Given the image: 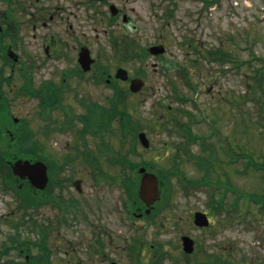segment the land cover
Wrapping results in <instances>:
<instances>
[{
	"label": "rangeland",
	"instance_id": "1",
	"mask_svg": "<svg viewBox=\"0 0 264 264\" xmlns=\"http://www.w3.org/2000/svg\"><path fill=\"white\" fill-rule=\"evenodd\" d=\"M167 2L168 0H132V35L129 28L123 26L86 27L76 29L71 34L73 37L71 41L75 44L78 39L81 45L90 49L92 57L98 55L97 59L103 66H107L111 75L118 63L128 70L129 75L143 69L141 71L144 75L141 77L145 82L144 88L136 94L127 93L124 101L129 105L132 122L139 123L137 130L146 134L149 146L144 148L136 140L137 156L132 157L150 160L152 156L157 166L152 167L155 173H162L160 170H165L166 166L173 164L187 178L200 180L208 176L205 181L209 185L231 190L225 191L224 200L227 205L230 202L233 204L234 194L240 199L237 203L239 207L237 209L231 207V212L221 208L215 211L211 206L214 212L210 210V225L207 229L199 228L192 223V214L197 210L209 209L207 201L211 200L208 196L212 191L211 186L202 185L184 193L176 177L162 176L163 180L171 179L174 193L171 199L173 209L170 210L167 219H164V226L186 231L190 237L195 238L197 244H216V248L212 249L217 251L218 256H227L225 253L231 252L232 264H264V209L259 210L253 201L249 202L251 194L257 196L264 194V0H174L176 6H172L175 8L172 16H168L166 12ZM4 8L5 5L0 0V22ZM14 13L17 14V11ZM23 15L25 19L28 18L26 13H18L19 21ZM0 27L2 28L1 23ZM55 29H37V36L33 38L35 31L28 22L26 26L22 25L19 28L17 37L19 36L21 42H17L12 50L18 57L37 55L42 59L41 43L43 44L45 40H40L39 34L41 32L49 34L54 30L55 33L66 35L64 28ZM112 33L114 37L123 34L132 36L141 47L162 43L165 48L161 57L163 59L147 54L141 60L133 58L120 63L111 57L109 36ZM189 38H193L195 42ZM115 41L116 38L112 43ZM190 42L199 45L197 52L192 46L186 45ZM213 47L220 52L230 53L233 60L228 58L225 61L222 57L224 55L218 54L212 59L207 50ZM7 60L9 65L5 66ZM164 60H172L171 62L176 65L185 67L195 90L189 89L181 71L175 68L176 65L165 69L162 63ZM11 63L14 65L12 71ZM161 63L164 70L160 67ZM43 65V63L40 65L41 72L37 73V78L46 79L52 72L53 63ZM18 67V62H10L8 57L0 56V75L3 80H9L11 96L16 87L22 84V79L18 76ZM10 74V78H5ZM118 84L124 89L128 88L127 82L118 81ZM84 86L87 87L85 91H94L92 97L99 98L98 100L103 103L101 105L106 106L108 96L112 93L110 86L102 84L100 92V86L93 87L90 83ZM4 87L1 84L0 93L2 89L7 91L8 87L6 85ZM179 95L187 97V100L180 101L177 98ZM34 104L33 101L22 100L18 96H14L8 103L11 114L27 119L32 129ZM0 112L4 113L1 104ZM201 112L205 114L204 119L208 126L198 120ZM181 123L189 124V137L186 136ZM116 125L117 121L112 123L113 128ZM80 127L79 122H74L72 129ZM208 128L215 134L210 135ZM16 129L17 132L19 126H16ZM9 132L12 133L11 129ZM193 133L204 136L203 142L195 141L192 138ZM73 134L69 131L38 138V148L43 147L51 151L60 160L64 153L70 151L69 146L75 142L76 136H72ZM84 138L86 149L96 153V143L101 142L99 138L90 136ZM104 139L119 152H128L130 144L133 143L131 136L121 140L120 135L116 133L114 135L108 133ZM8 142H11L9 136ZM101 154L99 163L102 164L103 171L110 175H118L120 169L113 170L114 168L104 161L107 155ZM175 154L179 156L177 159H174ZM27 155L31 156L28 151ZM196 159L197 165L202 169H197ZM173 160L178 162L173 163ZM236 160L238 161L234 164ZM245 160L251 162L248 167L245 166L248 164ZM75 164L83 165L84 162ZM78 167L74 171L65 169L58 174V178H81L82 191L78 193L69 182L64 183L62 188L57 187L54 191L51 189L59 206L54 205L55 208L51 206L52 202H42L43 204L36 208L22 210L18 206V200L24 196L27 199L28 196H36H33V193L28 195L25 192L27 189L22 188L23 186L18 187L14 184L4 188L0 185V264L23 263L24 255L20 254V247L16 246L22 242L9 237L19 231L20 239L38 242L40 239L38 229L42 225L49 228L45 246L49 252L48 259L53 264H64L62 261L65 259L69 261L70 258V262L75 261L76 264H103L92 247L96 246L99 224L102 223V210L98 209V205L118 195L119 190L102 185L100 187L92 181L91 167H87L90 171L88 174L78 170ZM17 190L21 193L18 194ZM219 190L223 193V190ZM189 191L190 194L187 193ZM58 193L63 198L67 196L68 199L74 198L77 206L64 207L65 201L59 202ZM221 193L217 192L215 197H222ZM41 194L48 195L44 190ZM13 195L21 196L16 199ZM242 202L248 206L247 214H244L245 205H242ZM17 206L21 210L17 209ZM61 213H65L66 220L70 221L67 225L59 221ZM30 216L38 222L34 231L29 229V223L18 228L13 225L20 224V220ZM54 222L59 223L57 228L61 227L63 233L56 235V229L51 230L50 226ZM144 222L138 220L137 225L132 227V236L140 238L145 246L139 252L140 260L132 247L131 264H149L148 261L153 263L155 259L151 261V258L153 259L150 258L151 249L147 245L161 244L166 239L160 232L155 233L153 225L136 231V226L141 227ZM29 247L34 255L40 251L39 246ZM72 254L79 256L81 260L72 258ZM114 260L126 262L127 254L123 251L117 252Z\"/></svg>",
	"mask_w": 264,
	"mask_h": 264
},
{
	"label": "flooded vegetation",
	"instance_id": "2",
	"mask_svg": "<svg viewBox=\"0 0 264 264\" xmlns=\"http://www.w3.org/2000/svg\"><path fill=\"white\" fill-rule=\"evenodd\" d=\"M1 1L4 3L5 8L2 11L3 17L2 22H0L2 28L0 27V30H4L1 39L4 41V53L7 57L9 50H12L17 42H21L19 36L17 37L19 28L22 25L26 26L28 22L35 31L33 38L37 36V29L64 28L66 34H58L54 30L49 34L44 32L39 34V39L45 40L43 44L41 43V46L43 45L42 59H39L37 55H33L32 57L17 56V60L12 61L8 57L10 61L18 62V76L22 79V84L16 87L12 96L11 87H8L9 83L5 81L0 82V87L1 84L3 87L5 85L8 87L7 91L2 89V93H0L1 105H8L9 101L14 99V96L35 103L32 126L34 129L33 133L37 139L47 137L53 133L69 131L74 133L72 136H76L75 142L69 146L70 151L64 153L66 162L48 165L50 169H47L48 182L46 186L41 190L32 188V193L36 196L33 199L38 201L36 207L40 206L41 201L44 203L52 202L51 206L53 208H55L54 205L59 207L56 196H53L51 189L54 191L57 187L62 188L63 184L67 182L74 187V181L79 179L80 189L77 192L80 193L82 191L80 183L83 181L81 178H58V174L65 169L74 171L77 166H79L78 170L88 174L90 172L88 168L91 167L93 170L92 173L90 172V176L95 184H99L100 187L102 185V187L117 188L119 190L118 195L98 205V209L102 210V223L99 224V238H97L96 252L97 258L103 264H131L132 247L137 248L138 246L140 248L139 252L143 250L145 246L144 242L137 236H132V227L134 228L137 225L136 221L138 220H144L145 222L141 227L136 226V231L153 225L155 227L153 229L155 233L158 234L160 232L166 237L165 241L161 244L147 245L151 249L150 258L153 257L151 261L155 259L153 263L148 261L149 264H232L231 252H226L225 255L227 256H218L217 251L212 249L216 248V244H197L195 238H192L194 240L193 251H184L182 237L188 235L186 231L176 227L170 228L169 226H164V219H167L168 215H170V210L173 209L171 199L174 193L171 179L159 180L158 193L162 195L158 196L151 204L146 205L145 201L138 195L139 181H135L136 183L134 182V185H132V181L127 179L115 180L111 176L104 174L101 163H84L83 165L75 164L80 163V161L72 163L71 156L75 154L80 157L86 151L84 136L94 137V135H101L103 133L102 116L104 105H101L103 103L98 100L99 98L94 99L92 97V95L94 96V91H85L87 87L84 85L90 83L93 87L100 86V92L101 86L105 81L106 70L105 66L97 59L99 57L98 55L94 56L95 58L92 57L90 63L88 62L87 70H84L80 66L78 62L79 51L84 45H81L78 39L74 44L71 41L73 38L71 34L76 29L86 27L123 26L128 27L132 35V0ZM14 11H17V14ZM18 13H26L28 18L25 19L23 15L19 21L17 18ZM129 40L132 56V43H134L132 36L129 37ZM42 63L46 66L50 63L54 64L52 66V72L46 79L37 78V73L41 72L40 65ZM6 65H9V61L5 63ZM11 66V70H13V63H11ZM107 77H109V73H107ZM34 78H36L35 81ZM107 84V86L111 87L112 92L108 96V99L116 98L117 103L115 105L121 101V91L122 97H127V93L119 85ZM127 105L128 103H126ZM16 122L9 112L3 116H1L0 112V185L4 188L8 182V136L12 135L9 132L10 128L8 125ZM74 122H79L81 127L72 129ZM13 128L17 130L16 127ZM31 129L32 127L29 125V121L25 119L23 125L18 129V132L23 136L29 134ZM54 157L56 158L55 155ZM109 166L114 168L113 170L123 169L126 171L125 165L117 164ZM15 181L19 186H22V184L29 185L26 179H16ZM43 190L48 194L47 196L41 194ZM58 195L60 203L65 201L64 207L77 206L74 198L70 197L68 199V196L63 198L60 193ZM59 209L62 211L61 207ZM205 212L207 215L210 214L207 210ZM161 215H164V217L162 218ZM60 219L66 225L70 222L66 220L65 213H61ZM58 225L59 223L54 222L50 226L51 230L56 229V235L63 233L61 227L59 229L57 228ZM65 246L67 247L68 245L65 243ZM87 250L86 248V252ZM120 251L127 254L126 262L114 260L117 252ZM63 255L66 258L64 253ZM71 256L78 261L81 260L79 256H74V254ZM70 261L71 258L69 261L65 259L62 262L64 264H76L75 261Z\"/></svg>",
	"mask_w": 264,
	"mask_h": 264
},
{
	"label": "trees",
	"instance_id": "3",
	"mask_svg": "<svg viewBox=\"0 0 264 264\" xmlns=\"http://www.w3.org/2000/svg\"><path fill=\"white\" fill-rule=\"evenodd\" d=\"M4 34V30H0V56L5 57V53H4V43L1 39V36ZM216 54L220 55H224L222 57H226L227 56V52H220L218 49L217 51H213L210 50L209 55H212V59L216 58ZM0 79H2L1 75H0ZM189 86H191V84H189ZM122 91L120 92V99L121 101L118 102V104L120 105H115L116 102V98H112L110 100L111 105H109L108 107L103 108V116H102V120H103V130L105 132L110 133L111 135H114L115 133L117 135H120V139L124 140L125 138H127L129 135L134 139L135 138V132L137 129V126H139L138 122L133 123L132 122V118L130 116L125 115V113H123L121 111V109L123 108H119L121 107L123 104L122 101V95H121ZM5 113H7V111L4 109V113H1V115L3 116ZM119 115V119L117 120V125L116 127H112L111 125V120L113 119V116H117ZM138 123V124H137ZM23 143H24V148L26 149V151H28V153L31 155V157H40L38 156L32 149H33V139L32 137H24L23 139ZM132 146V147H131ZM128 149L133 150L134 149V145L132 143V145L130 144V147ZM45 154H47L46 152H44ZM104 153V154H109L110 156L107 158V160L110 162L112 161V157L113 160H119L120 159V163L121 162H129L131 163L130 160H127L126 157H128V153H120L118 151H116L112 146H110L108 144L107 141L102 142V149L99 151V154ZM112 154V156H111ZM98 156V155H97ZM97 156L95 154L92 153H87L86 155V162L89 164L92 163H96L97 162ZM43 158L46 159V162L50 164V158L45 157L44 155L42 156ZM119 158V159H118ZM26 200V198H25ZM28 201V200H27ZM41 240L39 242H27L26 245H23V247H21L20 243L17 244V247H20V249L22 251H25L26 253H29V259L24 261L23 263H8V264H53L50 263L48 261V251L45 248V240L44 238H46L44 235L47 232V226L42 225L41 227ZM33 229V228H32ZM12 240H17V238H11ZM29 245H32V248H35L37 245H39L40 248V253L37 255H33L32 252L30 253V247ZM35 256V257H34Z\"/></svg>",
	"mask_w": 264,
	"mask_h": 264
},
{
	"label": "water",
	"instance_id": "4",
	"mask_svg": "<svg viewBox=\"0 0 264 264\" xmlns=\"http://www.w3.org/2000/svg\"><path fill=\"white\" fill-rule=\"evenodd\" d=\"M150 51L156 54L158 52H162L163 48L160 46H154L150 48ZM79 59L83 65L82 67L87 69L85 62L89 60L88 51L84 49L81 50ZM116 77L125 79L126 71L121 68L118 69L116 72ZM142 86L143 82L140 79L135 78L131 80L129 88L131 91L135 92L140 90ZM138 139L144 147L148 146V139L143 132L138 133ZM12 171L20 178L27 177L31 184L38 188L44 187L47 180L46 166L41 161L30 163L28 160H17L12 165ZM141 171H143V169H141ZM76 187H78V184H76ZM138 195L142 200L145 201L146 205L151 204L157 199V179L153 174L144 173L142 175ZM194 223L198 226H205L207 225V219L205 218L204 214L198 212L194 214ZM183 244L184 250L186 252L192 251L193 241L190 238L186 236L183 237Z\"/></svg>",
	"mask_w": 264,
	"mask_h": 264
}]
</instances>
